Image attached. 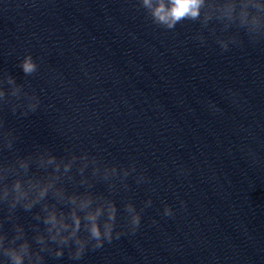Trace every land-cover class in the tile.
I'll list each match as a JSON object with an SVG mask.
<instances>
[{
  "label": "water",
  "instance_id": "95a60500",
  "mask_svg": "<svg viewBox=\"0 0 264 264\" xmlns=\"http://www.w3.org/2000/svg\"><path fill=\"white\" fill-rule=\"evenodd\" d=\"M134 4L0 0V74L40 99L27 117L0 109L18 134L14 148L135 161L150 181L130 176L113 197L118 209L151 198L135 234L123 229L79 261L65 252L45 264H264V40L241 33L221 52L206 31L203 45L192 39L198 22L164 31ZM27 54L38 64L29 77L18 67ZM165 203L174 216L163 215Z\"/></svg>",
  "mask_w": 264,
  "mask_h": 264
},
{
  "label": "clouds",
  "instance_id": "9594fccd",
  "mask_svg": "<svg viewBox=\"0 0 264 264\" xmlns=\"http://www.w3.org/2000/svg\"><path fill=\"white\" fill-rule=\"evenodd\" d=\"M133 6L164 31H174L184 21L198 22L200 31L192 39L203 45L211 37L221 52L229 45L239 46L241 33L252 44L264 40V0H135ZM18 67L25 77L38 71L30 54ZM6 105L13 115L19 111L27 117L37 111L40 99L3 73L0 109ZM18 138L0 120V264H45L46 257L60 259L65 252L70 260L79 261L86 252L140 228L141 214L151 206V198L139 209L130 200L118 209L113 198L128 189L130 176L136 185L150 182L143 170L137 172L135 161L127 166L110 164L98 155L77 154L70 148L57 156L43 146L21 155L14 148ZM99 182L106 192L93 191ZM180 204L184 206L183 201ZM18 209L30 213L33 223L27 227L20 223ZM119 211L124 214L123 228L117 222ZM162 211L165 217L174 216L166 203ZM5 224L10 227L5 229Z\"/></svg>",
  "mask_w": 264,
  "mask_h": 264
}]
</instances>
